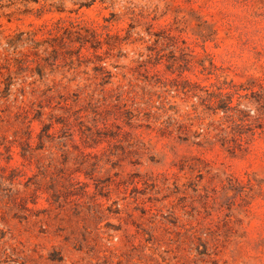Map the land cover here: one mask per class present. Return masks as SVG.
<instances>
[{"label": "rangeland", "instance_id": "rangeland-1", "mask_svg": "<svg viewBox=\"0 0 264 264\" xmlns=\"http://www.w3.org/2000/svg\"><path fill=\"white\" fill-rule=\"evenodd\" d=\"M0 264H264V0H0Z\"/></svg>", "mask_w": 264, "mask_h": 264}]
</instances>
